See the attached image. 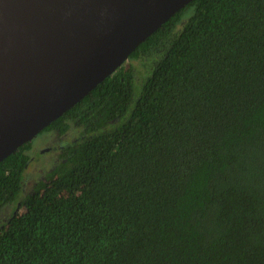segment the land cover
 <instances>
[{
	"label": "trees",
	"instance_id": "trees-1",
	"mask_svg": "<svg viewBox=\"0 0 264 264\" xmlns=\"http://www.w3.org/2000/svg\"><path fill=\"white\" fill-rule=\"evenodd\" d=\"M43 131L40 188L33 141L0 162V264H264V0H192Z\"/></svg>",
	"mask_w": 264,
	"mask_h": 264
},
{
	"label": "water",
	"instance_id": "water-1",
	"mask_svg": "<svg viewBox=\"0 0 264 264\" xmlns=\"http://www.w3.org/2000/svg\"><path fill=\"white\" fill-rule=\"evenodd\" d=\"M192 0H0V162Z\"/></svg>",
	"mask_w": 264,
	"mask_h": 264
},
{
	"label": "rangeland",
	"instance_id": "rangeland-1",
	"mask_svg": "<svg viewBox=\"0 0 264 264\" xmlns=\"http://www.w3.org/2000/svg\"><path fill=\"white\" fill-rule=\"evenodd\" d=\"M141 86L142 83H140L138 91ZM67 140L70 139L65 136L58 139L54 134L44 131L32 140L31 161L24 174L23 196L48 182L49 173L58 165L60 160L62 142ZM15 209V206L11 205H5L0 209V226L9 220L12 213L16 212Z\"/></svg>",
	"mask_w": 264,
	"mask_h": 264
}]
</instances>
